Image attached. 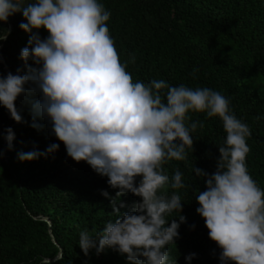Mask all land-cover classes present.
Here are the masks:
<instances>
[{"label":"clouds","instance_id":"1","mask_svg":"<svg viewBox=\"0 0 264 264\" xmlns=\"http://www.w3.org/2000/svg\"><path fill=\"white\" fill-rule=\"evenodd\" d=\"M16 13H22L26 22L19 27L30 37L20 53L26 71L0 76V105L21 123L17 98L38 95L32 102L31 127L41 130L43 125L35 120H46L69 157L87 162L117 189L110 197L115 219L108 220L95 237L80 232L78 245L84 255L93 249L99 255L110 248L126 255L128 264H175L167 246L179 238L186 217L180 214L182 197L165 189L186 185L179 169L170 178L164 165L186 161L188 149L193 150L191 133L204 124H186L192 111L206 113V119L219 117L226 132L224 144L218 146L216 171L209 175L194 167L195 175L206 182V190L196 195L200 205L196 211L209 238L221 249V264H264V191L246 165L250 151L246 139L252 133L230 111L229 100L207 87L170 86L163 79L133 82L106 26L111 13L98 0H0V22ZM41 28L49 33L43 40ZM8 34V29L0 30V41ZM129 62L135 63L134 54ZM0 136L12 150L13 129ZM58 149L59 144L53 143L45 153L17 155L21 161H32ZM137 177H141L138 185ZM129 192L141 199L121 214L125 205L119 198ZM102 195L109 196L107 191ZM173 212H178L179 222L167 219ZM195 255L189 254L186 261Z\"/></svg>","mask_w":264,"mask_h":264},{"label":"trees","instance_id":"2","mask_svg":"<svg viewBox=\"0 0 264 264\" xmlns=\"http://www.w3.org/2000/svg\"><path fill=\"white\" fill-rule=\"evenodd\" d=\"M34 0H25L31 3ZM111 13L106 22L109 35L122 64L133 82L165 80L170 86L181 84L191 89L210 88L229 100L230 111L246 123L252 135L246 139L250 148L246 156L249 175L264 191V0H98ZM26 22L22 13L0 22V30L12 26L7 39L0 41V76H6L4 64L12 74L25 73L21 50L28 46L29 33L19 25ZM34 32L37 30H33ZM40 38L49 33L39 29ZM135 55V63L129 58ZM3 57V61L1 60ZM29 65L36 67L31 60ZM27 87V86H26ZM166 92L167 90H163ZM38 95L25 94L15 104L22 106V122L14 121L0 105V133L11 127L15 134L12 150L0 136V264H128L126 255L95 249L86 257L78 245L81 231L93 237L108 220H114L107 177L97 174L85 161L76 162L67 155L65 145L51 132V125L37 118L41 130L31 127L32 102ZM20 100V101H19ZM186 124L201 121L203 128L192 132L193 150L186 161L172 160L164 165L171 178L176 169L183 174L182 197L186 217L178 229L179 238L168 245L170 260L175 264H221L219 246L209 238L204 219L197 213L199 192L206 190L203 177L194 167L209 175L216 171L218 146L226 139L219 117L205 118L206 113L189 111ZM261 117L256 120L255 117ZM53 143L59 149L32 161H21L18 153H45ZM141 177L136 178L138 185ZM107 191L109 196L102 195ZM124 214L140 201L127 193L120 198ZM119 207V204H117ZM178 212L167 219L179 222ZM48 218L51 227L41 220ZM195 226L194 228L192 226ZM51 229V233L49 232ZM60 259L52 263L59 248ZM195 253L186 261L185 257ZM233 264V262H229Z\"/></svg>","mask_w":264,"mask_h":264},{"label":"water","instance_id":"3","mask_svg":"<svg viewBox=\"0 0 264 264\" xmlns=\"http://www.w3.org/2000/svg\"><path fill=\"white\" fill-rule=\"evenodd\" d=\"M8 30H9V33H10L11 30H12V26H11V25L8 26ZM0 49H1V46H0ZM1 60L3 61V57H2V56H1ZM3 68H4V70H5L6 72H8V73L11 72L10 69L6 66V64H4ZM19 101H20V100H19ZM18 112H19V114L21 115V113H22V106H21V105L18 106ZM41 220L44 221V222H46V223L48 224V226L51 227V223L49 222L48 218L41 217ZM49 232L51 233V229H49ZM51 239H52V242L54 243V245H55L56 247L59 248V253H58V255H57L54 259H47V260H44L43 263H52V262H54V261L60 259L61 256H62V249H61V248L59 247V245L56 243V241H55V239L53 238L52 235H51Z\"/></svg>","mask_w":264,"mask_h":264}]
</instances>
